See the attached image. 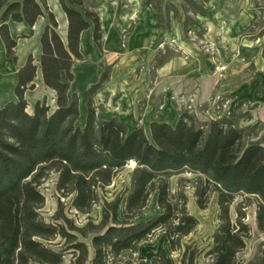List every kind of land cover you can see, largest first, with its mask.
Instances as JSON below:
<instances>
[{
  "label": "trees",
  "instance_id": "obj_1",
  "mask_svg": "<svg viewBox=\"0 0 264 264\" xmlns=\"http://www.w3.org/2000/svg\"><path fill=\"white\" fill-rule=\"evenodd\" d=\"M57 1L68 22L66 43L48 0H0V37L13 63L18 60V39L11 36L8 23L33 29L40 18L47 20L40 36L39 65L28 57L18 71L16 101L0 107V264H65L67 257L70 264H138L133 255L158 230L167 233L175 251L199 225L187 211L184 192L170 191L171 178L185 173L199 180L196 196L201 210L207 209L213 194L218 195L220 223L206 253L210 264H264V242L254 259L237 260L251 235L241 209L251 198L257 205L258 229L264 233V142L259 139L263 125L242 127L245 116L238 114L239 104L233 116L220 114L207 121L184 109L174 124L152 123L150 136L137 126L130 130L120 118L103 119L104 108L93 102L109 81L108 69L89 89L81 128L79 97L71 91L73 66L75 60H83L82 33L93 27L94 42L101 49L103 29L89 0ZM32 36L33 31L23 38ZM38 70L46 88L55 92V108L45 97L30 113L25 94L36 89ZM246 119L253 120L250 114ZM132 161L137 167L130 188L107 199L103 193ZM51 173L58 174V192L72 198L78 213L88 216L96 205L102 207L99 223L88 218L84 226H76L65 216L61 201L55 223L42 218L46 199L40 188ZM154 193L163 212L137 221ZM237 196L244 200L233 220L231 206ZM57 240L54 249L51 245ZM199 254L187 247L182 264H196ZM152 264L171 262L161 254Z\"/></svg>",
  "mask_w": 264,
  "mask_h": 264
},
{
  "label": "rangeland",
  "instance_id": "obj_2",
  "mask_svg": "<svg viewBox=\"0 0 264 264\" xmlns=\"http://www.w3.org/2000/svg\"><path fill=\"white\" fill-rule=\"evenodd\" d=\"M148 1L151 5L147 4ZM89 3L97 13L96 6L105 8L112 15L114 13L117 22L125 24L126 29L107 35L103 31L102 48L96 49L95 54H92L88 40L84 39L83 52L88 56L82 61L75 60L76 76L71 87L72 92L81 97L83 107L87 90L99 83L103 73L110 69L109 81L97 91L93 102L104 110L112 111L120 105L119 108H130L131 113L121 120L130 130L137 126L150 136L151 121L163 120L174 124L178 113L184 109L192 110L201 121H207L218 118L220 114L233 116L239 104L242 107L237 112L245 116L240 122L242 127L257 123L264 127V0H89ZM54 14L59 33L60 17ZM147 22L160 28L147 32L156 52L149 64L152 67L149 74L144 65L147 55H141L143 49L138 47L132 53L129 48L131 42L145 38L142 36L149 29ZM33 40L21 43L29 44L35 64L39 65L41 51L32 45ZM161 65L164 68L158 72L157 67ZM18 66V61L13 64L10 59L0 56V104L13 97L12 76ZM37 83L32 95L27 96L28 111L32 113L35 101L45 97L54 109L52 99L55 93L52 94L39 80ZM84 113L78 122L81 128L84 127ZM106 113L108 111L103 116ZM246 114L252 116L251 122L247 121ZM259 139L264 142V131ZM136 167V163L129 162L103 195L112 200L128 190ZM57 182L58 174L51 173L40 188L46 199L40 213L46 222L55 223L54 215L61 201L65 216L76 226H84L88 218L99 223L102 217L100 205H96L88 216L78 213L72 206L71 197H61ZM198 185V178L191 173L176 175L170 180L172 195H176L179 189L184 192L187 211L199 222L196 231L185 237L175 251L170 246L167 233L156 231L140 244L138 252L133 255L138 264H152L161 254H165L171 264H182L187 247L190 251L200 252L196 264L211 263L206 253L213 244V236L220 223L218 195L213 194L207 209L201 210L196 196ZM157 195H151L148 206L137 221H149L163 212L158 206ZM243 200L242 196H237L232 204L233 220ZM243 207L244 221L249 225L251 235L246 248L237 256L240 263L254 259L264 242V233L257 226L255 201L251 198ZM58 242L51 247L55 249ZM65 264H70V257L66 258Z\"/></svg>",
  "mask_w": 264,
  "mask_h": 264
},
{
  "label": "crops",
  "instance_id": "obj_3",
  "mask_svg": "<svg viewBox=\"0 0 264 264\" xmlns=\"http://www.w3.org/2000/svg\"><path fill=\"white\" fill-rule=\"evenodd\" d=\"M48 1H49V4H50L52 10L54 11V13H56L60 17V26L62 27V25H65L66 26V32H67V26H68L67 18H66V15L64 14V12H62V10L60 8V5H59V2L57 0H48ZM96 7H97V11L99 13L100 19H101L102 29H103V31H104V33L106 35H107V33L108 34L111 33V32H116L117 33V32H120V31L126 29L125 24H122L121 22H117L114 13L112 15L111 13L106 12L105 8L100 9L99 6H96ZM45 20H46L45 18H40L33 29H31L25 23H13V22H9L8 23L11 36L14 39H18V46L16 48V55H17V58H18L17 61L19 62V66H18L19 69L25 65L28 57L30 55H32V50H31L29 44H23V43H21L22 41L27 42L29 40L31 41L32 39H34L33 42H32V45L35 46L36 48L38 47V50L41 51L40 36H41V34H42L46 24H47V22H45ZM42 21H43V24H42ZM146 25L149 26L148 27L149 29H148V31H146L145 35L142 36V37H145V38L144 39L141 38L139 42H136V40L134 42H131L130 45H129V48H130V51L132 53L135 52L136 50H138V47L143 49L142 52H141V55L142 54H146L147 55V58H145V61L146 60L147 61L144 62V65H146V73L149 74L150 68L152 69V67H150L149 64H151V62L153 61L154 53H156V52H155V49H152V46H153L151 44L152 40L148 39L149 36H148L147 32L152 31L153 30L152 28H156V30H159L160 28H159L158 25L152 24L151 22L150 23L147 22ZM151 25H154L155 27H151ZM31 31H33V36L32 37L27 38V39L23 38L25 36H29ZM59 31H60V29H59ZM92 33H93V27H91L87 31H84L82 33V35H81L80 51H81L82 56L84 58H86V59H87L88 54H85L83 52V41H84V39L88 40V42L90 44V50H91L92 54H95L94 51L96 49H98L97 45L93 41L94 39H93V34ZM59 34H60V32H59ZM0 56L6 57V48L4 46V43H3L2 39H1V37H0ZM18 68L15 69L14 74L12 76V79H13V82H12L13 83V87H12L13 88V97L9 101H7V102H5L3 104H0V107L6 105L9 102L16 101V96H15L14 92H15V87L17 85V76H18V71H19ZM163 68H164V65H161V66L157 67V69H158L157 71L159 72V71L163 70ZM75 73H76L75 72V68H73V74L76 76ZM86 76L87 75H85V78H86ZM37 80H39L40 83H42L44 85L41 70H38L37 77L35 79L36 86H38ZM50 91L52 92V94L55 93L52 90H50ZM32 92L33 91H27L26 92V94H25L26 100H27V96L28 95H32ZM88 92H89V90H87L86 96H85V107L82 106L83 104H82L81 97H79V95H78L79 102H80V105H79L80 114L82 115L83 112L85 111V113H84L85 114L84 115L85 116L84 117L85 121L83 122V126L85 125V122H86ZM37 101H39V100L37 99L35 102H37ZM52 102H53V105H55L54 98L52 99ZM120 106H117L112 111L111 110H105V112L108 111V113H106V116H103L105 114V112H104L102 114V118L103 119H110L112 117H117V118H120L121 120H123L125 117L128 116V113H131V109L126 107V106H123L122 108H119ZM80 119H81V117H80ZM154 122H167V121L154 120V121L150 122V126Z\"/></svg>",
  "mask_w": 264,
  "mask_h": 264
},
{
  "label": "bare ground",
  "instance_id": "obj_4",
  "mask_svg": "<svg viewBox=\"0 0 264 264\" xmlns=\"http://www.w3.org/2000/svg\"><path fill=\"white\" fill-rule=\"evenodd\" d=\"M59 32H60V35L62 37L65 36L66 35V26L65 25H62L61 30ZM132 163L135 164L133 161H132Z\"/></svg>",
  "mask_w": 264,
  "mask_h": 264
},
{
  "label": "water",
  "instance_id": "obj_5",
  "mask_svg": "<svg viewBox=\"0 0 264 264\" xmlns=\"http://www.w3.org/2000/svg\"><path fill=\"white\" fill-rule=\"evenodd\" d=\"M66 35H67V33H66ZM66 35L63 36V38H64L63 40H64V41H67Z\"/></svg>",
  "mask_w": 264,
  "mask_h": 264
}]
</instances>
